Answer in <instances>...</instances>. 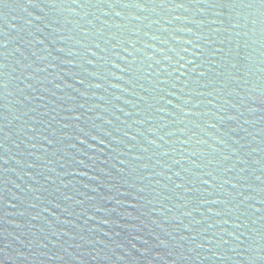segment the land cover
<instances>
[{
	"label": "water",
	"instance_id": "95a60500",
	"mask_svg": "<svg viewBox=\"0 0 264 264\" xmlns=\"http://www.w3.org/2000/svg\"><path fill=\"white\" fill-rule=\"evenodd\" d=\"M0 264H264V0H0Z\"/></svg>",
	"mask_w": 264,
	"mask_h": 264
}]
</instances>
